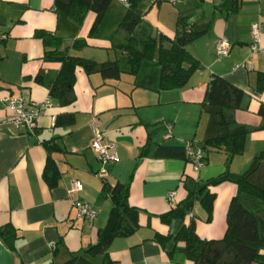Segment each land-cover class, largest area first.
<instances>
[{
    "label": "crops",
    "instance_id": "obj_1",
    "mask_svg": "<svg viewBox=\"0 0 264 264\" xmlns=\"http://www.w3.org/2000/svg\"><path fill=\"white\" fill-rule=\"evenodd\" d=\"M52 7L53 0H0V33L7 34L0 42V226L10 223L16 231L13 248L0 239V264H58L94 242L112 205L109 196L102 194L103 181L125 184L128 203L139 209V227L130 235L115 237L108 248L114 264H194L180 249L171 256L167 253L174 246L171 240L164 248L152 237L156 232H176L181 222L175 220L168 226L159 214L183 201L198 182L226 169L222 149L207 153L197 171L186 156L189 142L200 147L216 133V110L204 102L213 74L244 91L240 106L224 107L220 118L259 129L246 136L242 155L228 162L230 174L242 175L264 149V129L257 128L262 124L258 109L264 104V89H256L258 73L264 72V0H139L136 8L142 21L152 27L158 44L161 34L168 39L174 36L180 17L200 32L188 45L198 67L182 87L160 89L157 49L154 59H143L135 74L120 67L117 78H103L97 71L87 73L76 66L75 99L65 106L48 93L61 64L54 58L44 59L35 30L61 36L60 48L69 56L105 62L124 53L113 49L112 43L126 38L119 23L127 6L112 0L92 34L94 12L88 11L78 28ZM253 24L260 32L261 50L256 52L249 48ZM220 39L230 44L227 55L216 54ZM161 44L170 47L166 39ZM39 71L42 82L34 80ZM9 94L27 102L50 97L34 129L17 128L6 121L9 110L2 98ZM64 112L72 113L74 121L56 126V116ZM94 125L118 154L116 162L105 166L104 176L97 174L102 166L91 149ZM52 140L61 147L51 153L60 177L55 186L48 187L42 174L47 158L43 142ZM74 180L82 188L70 193ZM209 189L215 195L211 219L206 221L205 209L192 199L184 204L189 211L184 222L193 217L201 238L219 239L226 230V212L237 186L223 181ZM75 198L98 210L92 221L77 215ZM261 248L264 251V245Z\"/></svg>",
    "mask_w": 264,
    "mask_h": 264
},
{
    "label": "trees",
    "instance_id": "obj_2",
    "mask_svg": "<svg viewBox=\"0 0 264 264\" xmlns=\"http://www.w3.org/2000/svg\"><path fill=\"white\" fill-rule=\"evenodd\" d=\"M112 0H53V11L58 15L80 27L88 11L95 14L90 28V34L97 31L100 21ZM139 0H127L128 6L119 23V29L126 33L124 41H113L112 48L124 52L130 65L129 72L135 74L143 59H154L159 67V88L170 89L182 87L189 79L193 71L198 67V59L190 52L191 44L200 32L193 29L183 18H178L175 26V34L168 39L160 35V41L168 40L170 47H163L156 41L151 26L142 21V14L136 8ZM34 35L41 39L44 47V59H57L60 62L59 71L48 86L49 96L58 101L61 106L72 103L75 99L73 85L75 82V68L82 67L87 73L97 71L103 78H117L121 73L118 58L97 63L95 61L69 56L61 49L62 37L55 33L37 29ZM34 80L43 81L41 71L36 73ZM257 91L264 89V72H259L256 82ZM244 95V91L228 82L225 78L213 74L206 86L204 102L215 108L218 116L216 121V133L205 139L200 148L204 152V162L207 153L222 149L227 156L226 169L217 177L196 184L189 190L183 201L173 205L168 211L159 214L162 223L170 226L175 220H179L177 231L167 234L156 232L152 239L165 248L171 240L174 246L167 253L180 249L186 258L194 264H264V251L260 246L264 245L262 227L264 218L257 214L256 209L248 208L244 201L246 197L264 203V149L254 156L251 167L242 175L233 176L228 171V162L236 155L244 151V144L248 126L236 122L221 119L224 107L237 108ZM262 116V124L257 128L264 129V104L258 109ZM74 121L72 113H60L55 118L56 126L71 124ZM47 158L43 169V178L48 187L58 183L60 172L51 157L53 151H59L61 147L57 142L44 141ZM223 181H232L237 186L228 204L226 212V230L219 239L201 238L195 230L193 217L185 223L184 219L189 211L184 206L192 199H198L200 205L206 211V221L212 217V207L215 195L209 186ZM102 194L111 199V208L106 223L97 231V238L79 251L71 252L69 257L58 264H114L109 256L108 248L112 240L117 236L132 234L138 227L139 209L127 201L126 185L120 182L110 185L103 181ZM264 210V208H262ZM261 209V210H262ZM16 231L12 224L6 223L0 226V239L8 247L13 248ZM183 245L178 247V243ZM255 243V244H254ZM257 243V245H256ZM262 244V245H261ZM259 246V247H258ZM101 256V261L94 258Z\"/></svg>",
    "mask_w": 264,
    "mask_h": 264
},
{
    "label": "built area",
    "instance_id": "obj_3",
    "mask_svg": "<svg viewBox=\"0 0 264 264\" xmlns=\"http://www.w3.org/2000/svg\"><path fill=\"white\" fill-rule=\"evenodd\" d=\"M128 6L127 0H120ZM174 2V0H169ZM252 41L249 45L251 52L261 50L260 32L256 24L251 29ZM7 38L6 33H0V42ZM230 44L224 39H220L215 44V51L218 56H224L229 53ZM4 106L9 110L6 121L12 123L15 127L34 129L37 126V120L44 110L50 105V97L41 102H27L22 96L6 95L2 98ZM91 149L102 166L97 173L100 176L105 175V166L118 160V154L114 144L105 140L98 125L93 126V138ZM187 159L190 161L193 170L197 171L204 165V152L200 147H195L191 142L187 144ZM82 188L80 181L74 180L70 186V193H75ZM174 192H168V199H173ZM77 215L92 221L98 210L82 199L75 198L73 201Z\"/></svg>",
    "mask_w": 264,
    "mask_h": 264
},
{
    "label": "rangeland",
    "instance_id": "obj_4",
    "mask_svg": "<svg viewBox=\"0 0 264 264\" xmlns=\"http://www.w3.org/2000/svg\"><path fill=\"white\" fill-rule=\"evenodd\" d=\"M108 25V24H107ZM101 31H105V28H102V30ZM118 60H119V65H120V67L122 68V69H124V70H126V71H129L130 70V65H129V63L127 62V57H126V55L124 54V53H120L119 55H118ZM244 125V124H243ZM253 130H259V129H253V128H250V129H248V132H247V134H246V136H248V138L250 137V133H251V131H253ZM245 141H246V139H245ZM244 148H245V144H244ZM244 152V151H243ZM242 155V153L241 154H236V155H234V156H241ZM233 156V157H234ZM250 167H251V164H250ZM244 201V203H245V205L248 207V208H250V209H256L257 210V214H258V216L259 217H261V218H264V210L262 209V208H264V203L262 202V203H259L260 201H258V200H255V199H252V198H250L249 199V197L247 198L246 197V199L245 200H243ZM262 209V210H261ZM255 244V243H254ZM256 245H257V243H256ZM259 247V246H258ZM260 247H262V246H260ZM97 258V257H96ZM101 259L99 258L98 259V262L100 261Z\"/></svg>",
    "mask_w": 264,
    "mask_h": 264
}]
</instances>
